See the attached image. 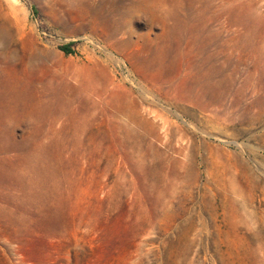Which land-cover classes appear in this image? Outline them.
Instances as JSON below:
<instances>
[{
	"label": "rangeland",
	"instance_id": "rangeland-1",
	"mask_svg": "<svg viewBox=\"0 0 264 264\" xmlns=\"http://www.w3.org/2000/svg\"><path fill=\"white\" fill-rule=\"evenodd\" d=\"M0 264H264V0H0Z\"/></svg>",
	"mask_w": 264,
	"mask_h": 264
},
{
	"label": "trees",
	"instance_id": "trees-1",
	"mask_svg": "<svg viewBox=\"0 0 264 264\" xmlns=\"http://www.w3.org/2000/svg\"><path fill=\"white\" fill-rule=\"evenodd\" d=\"M74 41L66 42L58 45V48L63 51L65 54H73L75 53V49L73 47Z\"/></svg>",
	"mask_w": 264,
	"mask_h": 264
},
{
	"label": "bare ground",
	"instance_id": "bare-ground-1",
	"mask_svg": "<svg viewBox=\"0 0 264 264\" xmlns=\"http://www.w3.org/2000/svg\"><path fill=\"white\" fill-rule=\"evenodd\" d=\"M252 122V121H251ZM249 125H251V124H249ZM253 125V124H252Z\"/></svg>",
	"mask_w": 264,
	"mask_h": 264
}]
</instances>
